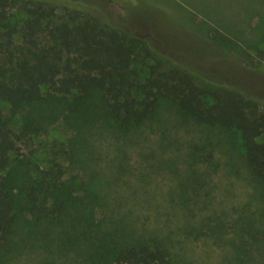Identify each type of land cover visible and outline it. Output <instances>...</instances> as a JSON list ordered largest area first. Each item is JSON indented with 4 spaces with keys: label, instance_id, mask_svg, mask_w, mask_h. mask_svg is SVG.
Listing matches in <instances>:
<instances>
[{
    "label": "rangeland",
    "instance_id": "374dc122",
    "mask_svg": "<svg viewBox=\"0 0 264 264\" xmlns=\"http://www.w3.org/2000/svg\"><path fill=\"white\" fill-rule=\"evenodd\" d=\"M47 1L55 20L93 15L144 38L142 76L149 66L187 67L201 84L239 88L264 110V0ZM25 2L5 8L19 29ZM32 112L44 129L13 166L58 163L71 192L60 215L17 220L0 264H112L118 245L132 242L161 244L171 264H264V187L239 131L201 124L164 98L124 128L99 89L82 101L56 95ZM0 114L11 116L1 97Z\"/></svg>",
    "mask_w": 264,
    "mask_h": 264
},
{
    "label": "trees",
    "instance_id": "16d2710c",
    "mask_svg": "<svg viewBox=\"0 0 264 264\" xmlns=\"http://www.w3.org/2000/svg\"><path fill=\"white\" fill-rule=\"evenodd\" d=\"M8 4L0 0V97L11 113L0 114V243L20 218L60 215L71 192L58 163L32 172L12 163V155L44 129L33 107L56 95L82 101L99 89L110 117L124 128L146 120L167 99L201 124L239 131L246 161L264 187V110L252 95L226 84H201L183 66H149L142 76L151 46L141 36L93 15L75 12L55 20L47 0L24 3L28 17L19 29L5 12ZM17 32L23 33L21 41L15 40ZM113 254L112 264H171L158 243L118 245Z\"/></svg>",
    "mask_w": 264,
    "mask_h": 264
}]
</instances>
